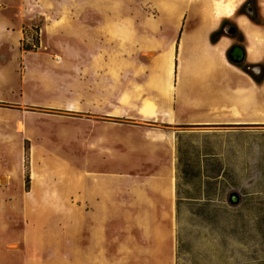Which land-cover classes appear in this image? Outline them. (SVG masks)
Here are the masks:
<instances>
[{"label": "rangeland", "instance_id": "374dc122", "mask_svg": "<svg viewBox=\"0 0 264 264\" xmlns=\"http://www.w3.org/2000/svg\"><path fill=\"white\" fill-rule=\"evenodd\" d=\"M32 2L0 3L26 33L20 44L6 31L0 43L9 97L0 102V264H264V123L141 119L130 77L147 74L118 64L110 46L121 1ZM95 2L105 42L85 50L80 11ZM240 10L264 24V0ZM246 99L256 114L260 97Z\"/></svg>", "mask_w": 264, "mask_h": 264}, {"label": "crops", "instance_id": "0c3cea01", "mask_svg": "<svg viewBox=\"0 0 264 264\" xmlns=\"http://www.w3.org/2000/svg\"><path fill=\"white\" fill-rule=\"evenodd\" d=\"M120 1L124 7L118 13L112 15L110 46L112 50L117 51L118 64L129 69L135 68L139 71L144 69L147 74L146 77H130L134 80L133 84L136 85L133 92L137 96L141 95L137 116L147 121H157V118H159L170 125L197 123H242L255 125L253 123H264L227 120L229 116L245 112V109L242 108L244 105H246V108H253V102L248 103L246 98L249 96L248 98L252 101L257 94L260 95L261 86L264 82H256L240 66H243V64L236 65L230 62L228 52L233 46L235 39L228 32L224 31L223 35H218L214 41L212 40V36L222 28L224 23L231 22L236 25L238 31L244 37L242 45L246 49V64L255 65L261 63L250 60L249 43L238 21V18H246L256 24L249 15L239 13L238 18L225 17L217 21L214 27H209L208 20L211 15L208 10L202 9L196 0ZM0 3L7 5L34 4L32 0H0ZM29 11L34 13L36 10L29 9ZM35 16L37 14L34 16L30 14L32 20L27 22L26 25H33ZM200 28L204 29V34L199 33L200 31L198 30ZM24 29L25 26L21 18L8 17L0 8V43L4 42L2 38L6 31H13L21 44V40L26 35ZM198 34L203 37L206 48L209 51L213 49V52L218 49L223 39L227 40L228 44L224 49V56L214 55L213 57L204 58L197 55L195 60L188 57L193 51L190 48V37H197ZM103 35L101 6L96 2L94 6L90 3V6L80 11L79 45L85 50L92 45H95V47L103 46L105 42ZM182 52L186 54V58L189 59L187 61L192 65H217L225 69L226 75L213 72L207 76V79L202 76H191L194 77L195 81L186 80L185 87V81L179 86L178 75ZM170 62H173L174 69L173 88H167L165 91L161 83L151 78L153 74H160V69L167 68ZM7 63L0 59V102L9 100L5 92L7 84L4 81V75L8 72L6 69ZM9 65L14 66L13 63H9ZM190 86L194 89L190 96L198 98L193 102H188L187 100L189 92L186 90ZM137 87H140V89H137ZM211 91L214 94V101L209 103L208 101L212 100L209 98L211 97ZM199 92L204 94L203 100H200ZM9 93L14 95L13 86ZM249 93L251 94L249 95ZM147 98L154 106L156 105L155 108H146L144 104ZM205 99H207V102L204 101ZM231 107L232 109H230ZM191 108H194V111H191ZM1 109L0 107V111Z\"/></svg>", "mask_w": 264, "mask_h": 264}, {"label": "bare ground", "instance_id": "6f19581e", "mask_svg": "<svg viewBox=\"0 0 264 264\" xmlns=\"http://www.w3.org/2000/svg\"><path fill=\"white\" fill-rule=\"evenodd\" d=\"M248 0H196L197 4L204 10H208L209 14L211 15L210 19L208 20L209 22V27H214L217 21H219L222 18H238L240 15L239 10L241 6ZM239 24L242 27V30L244 31L247 41L249 43V48H250V60L252 61H259L263 62L264 60V24H253L250 22L248 19H241L238 18ZM253 21V20H252ZM199 33L204 34V29H199ZM197 31V32H198ZM203 37L198 34L197 37L192 36L190 37V48L193 50L192 53L189 54L188 57L191 59L195 60L197 55L199 57H208V56H224V49L228 44V41L223 39V41L220 43V46L218 47L217 50L214 52H210L207 48L206 45L204 44V41L202 39ZM198 51V53H197ZM186 58V54L182 52L181 54V59H180V64H179V73H180V80L185 81L187 80L188 76H202L203 78L207 79V76L209 74H212L213 72L215 73H221L226 75V71L223 67L217 66V65H192L189 63ZM164 71V72H163ZM161 72L160 74L156 73V78L158 80H166L168 78V86L173 88V74H174V69H173V62H170V65L165 68V69H160ZM164 73V76L162 77V74ZM206 76V77H205ZM194 78V77H192ZM190 92H194V89L189 87ZM190 93V94H191ZM254 93V92H252ZM251 93H249L250 95ZM258 95V94H257ZM209 97L213 99L214 94L211 91ZM260 97V108H257L256 114H247V109H245V112L240 113V114H235L232 115L233 119L236 120H242V121H264V83L261 86V93L258 95ZM249 97V96H248ZM247 97V98H248ZM248 102V101H247ZM246 104V103H245ZM237 108V107H236ZM232 109V107L230 108ZM238 110V109H236ZM235 111V110H234ZM230 117V116H229Z\"/></svg>", "mask_w": 264, "mask_h": 264}, {"label": "water", "instance_id": "95a60500", "mask_svg": "<svg viewBox=\"0 0 264 264\" xmlns=\"http://www.w3.org/2000/svg\"><path fill=\"white\" fill-rule=\"evenodd\" d=\"M246 57V49L241 44L232 46L228 52L230 62L236 65L242 64ZM229 201L233 206H238L241 203V195L237 191H233L229 194Z\"/></svg>", "mask_w": 264, "mask_h": 264}, {"label": "flooded vegetation", "instance_id": "af4514ba", "mask_svg": "<svg viewBox=\"0 0 264 264\" xmlns=\"http://www.w3.org/2000/svg\"><path fill=\"white\" fill-rule=\"evenodd\" d=\"M246 9L248 10V12L250 14L253 13L252 12L253 11L252 4L250 2L246 4ZM250 10H252V11H250ZM223 30L228 32L235 39L233 46L236 44H241V45L243 44L244 37L242 34H240V32L238 31L235 24H233L231 22H226L223 25ZM242 64L246 65V68H249V69L250 68L258 69L257 71H259L258 72L259 74L264 73V64L263 63H258L255 65H252V64H246V60H245ZM240 124H242V123H240ZM253 124H259V123H253Z\"/></svg>", "mask_w": 264, "mask_h": 264}, {"label": "trees", "instance_id": "16d2710c", "mask_svg": "<svg viewBox=\"0 0 264 264\" xmlns=\"http://www.w3.org/2000/svg\"><path fill=\"white\" fill-rule=\"evenodd\" d=\"M239 12H240V13H244V12H242L241 10H239ZM249 17H250L253 21L260 23V22H259L256 18H254L253 16L249 15ZM223 25H224V24H223ZM223 34H224V30H223V26H222V28H221L216 34H214V35L212 36V40L214 41L215 38H216V36H218V35H223ZM38 42H39V41H38ZM33 49H34V48H33L32 44H27V45L24 44V46L21 47V50H22V51H31V50H33ZM240 66L243 67L242 65H240ZM243 69H244L247 73H249V71L247 70V68L243 67ZM249 74L254 78V80H255L256 82L260 83L259 80H258L255 76H253L251 73H249ZM25 149L27 150V146L25 147ZM29 184H30V176H27V177H26V188H27V189H28V187H29ZM179 204H180V200L177 199V217H178V212H179Z\"/></svg>", "mask_w": 264, "mask_h": 264}]
</instances>
